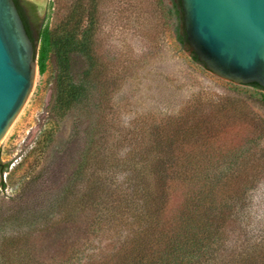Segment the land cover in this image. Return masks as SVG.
<instances>
[{"label":"rangeland","instance_id":"374dc122","mask_svg":"<svg viewBox=\"0 0 264 264\" xmlns=\"http://www.w3.org/2000/svg\"><path fill=\"white\" fill-rule=\"evenodd\" d=\"M31 1L37 17L31 28L37 37L40 28L58 27L66 7L77 0H43L42 7ZM81 1L86 8L89 0ZM151 2L99 0L91 64L79 52L70 57V74L76 83L87 80L88 97L65 115L56 114L53 97L58 68L51 56L44 74L36 70L25 103L0 141V184L5 185L0 187V199L10 202L6 208L34 210L55 198L79 163L89 129L97 132L105 167L102 176L123 193L121 206L113 215L107 197L110 189L106 190L98 200L102 202L98 209L104 208V213H94L93 233L86 237L85 248L65 261L58 256L56 264H80L106 245L110 253L120 251L119 245L123 250L135 246L131 242L138 238L135 231H127L133 223L131 208H140L141 200L129 206L123 200L131 189L130 179L149 160L144 154L147 148L154 146L155 151L169 143L194 141L222 149L241 143L240 138L246 136L243 145L249 153L235 160H244L248 167L264 162L259 153L264 146V91L221 80L194 63L176 43L172 23L161 24L148 8ZM160 156L154 152L155 158ZM250 173L247 169L236 176ZM248 194L256 233L264 216V179ZM158 195L154 184V201L148 202L154 203L150 207L154 206V213ZM52 211L55 219L63 215V211L61 215L57 209ZM251 237L253 242L257 239L256 234ZM230 243L224 242V264L230 259Z\"/></svg>","mask_w":264,"mask_h":264},{"label":"trees","instance_id":"16d2710c","mask_svg":"<svg viewBox=\"0 0 264 264\" xmlns=\"http://www.w3.org/2000/svg\"><path fill=\"white\" fill-rule=\"evenodd\" d=\"M98 1L89 0L86 8L81 0L71 2L58 27L40 28L35 37L18 0H14L26 33L34 44L38 73H45L51 56L57 64L53 97L56 114L65 115L88 97L87 80L76 83L70 74V57L79 52L91 64L92 38L99 25ZM51 4L53 6L54 1ZM28 6L36 24L34 6ZM148 6L161 24H165V20L172 23L176 43L189 52L194 63L204 67L189 50L180 1L152 0ZM83 23H86L84 27ZM248 86L264 91L254 83ZM96 136L97 132L89 129L76 169L44 207L11 209L4 207L10 202L6 204L4 197L0 199V264H56L58 256L65 261L70 254L84 249L86 237L93 233L94 213H104V208L98 209L102 204L98 200L106 190L110 189L107 197L112 203V214L118 213L123 193L118 192L119 187L112 186L109 178L102 176L104 159ZM260 136H256V140ZM240 141L242 144L222 149L205 147L194 141L187 145L169 143L155 151L154 146L147 148L144 154L149 160L130 179L131 189L123 200L128 206L130 202L141 200L140 208H131L133 223L127 231H135L138 238L131 242L136 247L123 250V245H119L120 251L110 253V245H106L105 250L103 248L80 264H224V242L231 241L228 264H264V216L258 221V232L254 233L251 195L248 194L264 179V162L248 167L244 160H235L249 153L243 145L246 136ZM154 152L163 156L157 159ZM259 153L264 158V146ZM247 169L251 172L248 177L236 176ZM143 172L145 176L139 177ZM154 184L159 188L155 213L154 206L150 208L154 203H148L154 201ZM0 187L5 185L2 183ZM54 209L60 215L63 211L62 217L55 219ZM111 211L106 209L105 212ZM9 228L10 234L7 233ZM252 233L257 236L256 244H253ZM115 255L117 258L113 260Z\"/></svg>","mask_w":264,"mask_h":264},{"label":"water","instance_id":"95a60500","mask_svg":"<svg viewBox=\"0 0 264 264\" xmlns=\"http://www.w3.org/2000/svg\"><path fill=\"white\" fill-rule=\"evenodd\" d=\"M179 1L198 62L221 80L264 89V0ZM36 70L34 44L14 0H0V141L25 103Z\"/></svg>","mask_w":264,"mask_h":264},{"label":"flooded vegetation","instance_id":"af4514ba","mask_svg":"<svg viewBox=\"0 0 264 264\" xmlns=\"http://www.w3.org/2000/svg\"><path fill=\"white\" fill-rule=\"evenodd\" d=\"M18 3L20 5V7L22 8V10L24 11L25 15L27 16L28 21L30 22V24L32 26V24H34V23L32 21V17H31V13H30V9H29L28 4H31V5L34 6V13L35 14H36V12H35V6L36 5L31 0L30 1H28V0H18Z\"/></svg>","mask_w":264,"mask_h":264},{"label":"bare ground","instance_id":"6f19581e","mask_svg":"<svg viewBox=\"0 0 264 264\" xmlns=\"http://www.w3.org/2000/svg\"><path fill=\"white\" fill-rule=\"evenodd\" d=\"M34 1H36V3L39 5V7L43 6V0H34Z\"/></svg>","mask_w":264,"mask_h":264}]
</instances>
